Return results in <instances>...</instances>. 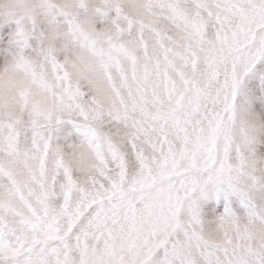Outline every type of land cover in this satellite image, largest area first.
<instances>
[{"label":"snow or ice","instance_id":"obj_1","mask_svg":"<svg viewBox=\"0 0 264 264\" xmlns=\"http://www.w3.org/2000/svg\"><path fill=\"white\" fill-rule=\"evenodd\" d=\"M0 264H264V0H0Z\"/></svg>","mask_w":264,"mask_h":264}]
</instances>
